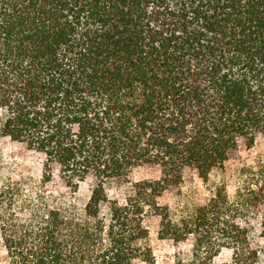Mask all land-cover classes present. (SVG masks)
Wrapping results in <instances>:
<instances>
[{
    "label": "trees",
    "instance_id": "1",
    "mask_svg": "<svg viewBox=\"0 0 264 264\" xmlns=\"http://www.w3.org/2000/svg\"><path fill=\"white\" fill-rule=\"evenodd\" d=\"M0 134L44 156L36 193L0 179V264H158L152 218L160 239L192 241L172 264L225 248L264 264L263 169L233 200L221 186L181 211L160 202L264 134V0H0ZM139 166L160 178L130 182ZM90 176L83 207L45 188L77 195Z\"/></svg>",
    "mask_w": 264,
    "mask_h": 264
},
{
    "label": "rangeland",
    "instance_id": "2",
    "mask_svg": "<svg viewBox=\"0 0 264 264\" xmlns=\"http://www.w3.org/2000/svg\"><path fill=\"white\" fill-rule=\"evenodd\" d=\"M43 163L42 154L29 150L24 144L14 142L0 134V179L22 180L30 193H36L42 187ZM259 169L264 170V134L256 138L252 147L241 146L238 154L226 162L224 167L211 172L207 181L201 179L195 172L187 171L184 175L182 196L177 197L173 192H168L160 199V202L170 203L176 210L181 211L191 204H204L209 196L221 186L226 188L229 198L233 200L244 175ZM160 176L161 171L158 167L139 166L132 170L128 180L130 182L156 180ZM95 184L96 179L93 176L88 177L81 183L76 195L70 189L62 187L57 177H53L45 188L52 196L57 197L55 203H68L76 206L77 201V205L83 207ZM128 186V183L124 181L108 182L105 185L108 195L120 200L124 199ZM147 224L150 232L147 244L153 251L158 264H172L170 260H166L167 256L178 254L183 256L189 253L192 247L191 240L176 245L172 240L159 238V222L156 218L148 220ZM3 255V250H0V256ZM231 257L232 251L225 248L214 258L213 264H230ZM134 264L145 263L136 260Z\"/></svg>",
    "mask_w": 264,
    "mask_h": 264
}]
</instances>
